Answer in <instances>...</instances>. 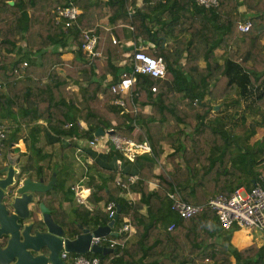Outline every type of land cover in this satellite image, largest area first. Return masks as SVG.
<instances>
[{
    "label": "trees",
    "instance_id": "1",
    "mask_svg": "<svg viewBox=\"0 0 264 264\" xmlns=\"http://www.w3.org/2000/svg\"><path fill=\"white\" fill-rule=\"evenodd\" d=\"M67 6L80 13L64 27L55 16L57 7ZM244 21L251 23L246 32L238 28ZM85 30L97 36L96 54L83 52ZM127 40L137 51L161 58L166 71L163 79L135 73L132 88L122 94L111 86L132 73ZM67 51L70 60L63 58ZM233 95L250 96V116L260 114L264 122V0H218L209 8L195 0H0V125L8 128L2 150L12 151L11 144L22 138L27 152L16 150L26 155L24 169L36 176L47 159L57 184L40 193L39 202L69 238L107 225L104 207L117 203L114 228L129 222L136 240L122 232L114 236L116 251L87 254L100 264H264V242L238 248L232 243L237 227L224 230L211 208L181 218L169 198L172 193L202 204L242 187L249 191L258 180L264 146L248 145L227 131L242 126L249 138L258 121L246 123L244 113L231 112L227 119L239 123H228L215 110L236 104ZM23 127L27 138L20 136ZM98 128L103 138L112 129L113 135L149 145V152L130 160L106 139L111 157L136 165L130 190L137 201L115 185L117 176L127 180L130 169L98 163V146L89 143ZM43 129L59 143L49 153L37 146ZM163 146L170 151L164 154ZM243 172L250 174L247 182L240 180ZM83 178L91 192L79 203L70 185Z\"/></svg>",
    "mask_w": 264,
    "mask_h": 264
},
{
    "label": "built area",
    "instance_id": "2",
    "mask_svg": "<svg viewBox=\"0 0 264 264\" xmlns=\"http://www.w3.org/2000/svg\"><path fill=\"white\" fill-rule=\"evenodd\" d=\"M195 2L209 8L218 5V0H195ZM80 13V10L74 6L57 7L55 21L57 24L62 23L64 27L72 25ZM251 23L244 21L239 23L238 28L242 32H246L250 29ZM85 39L82 44L83 52L86 54H96L94 47L97 41V36L91 30H85L82 32ZM114 41V40H113ZM141 48V47H138ZM136 46L133 47V62L132 73L129 76H122L116 84L111 86L113 92H120L122 94L128 93L132 88V85L136 81L135 73L149 74L155 78L163 79L166 71L165 63L161 58L152 57L146 53L136 50ZM153 91L154 87L151 88ZM115 104L123 105L121 99L114 100ZM6 126L0 125V151L3 149L6 139ZM112 129H108L107 132ZM94 140L90 141L91 146H98L97 141L105 137V134L96 136ZM100 137V138H99ZM110 139L114 143L116 148L124 151V155L128 156L131 160L135 154H141L149 152L150 147L147 143H135L130 140L124 139L118 144L117 136H110ZM123 144V147H121ZM18 143H12L11 148H19ZM126 181L121 179L115 180V185L126 190L129 195V199L134 201L131 196V185L137 181L136 175H128ZM82 186H72L71 190L74 192V196L77 202L83 203L86 200L87 195H81L85 192V189L80 188ZM171 199V208L181 218L190 217L196 213L202 212L205 208H211L217 215L218 221L224 230L237 227L240 229L257 230L264 234V160L262 161V169L256 180L254 186L249 190L238 189L231 193L229 196L216 195L202 204H192L182 201L176 194H169ZM107 212L108 218L111 220L116 214H118V205L114 200H110L104 207ZM174 227V223L169 224L168 230ZM91 235L89 248L84 254L68 252L62 249L59 252V256L65 264H100V258L97 256H87L91 252V246L93 244L100 245L101 247H107L114 249L118 244L117 239L114 237L122 232L132 233L129 222H124L117 229L114 225L108 233L102 235H93L92 230L88 229ZM128 235V236H129ZM77 235L70 239H75ZM128 239V237H127Z\"/></svg>",
    "mask_w": 264,
    "mask_h": 264
},
{
    "label": "water",
    "instance_id": "3",
    "mask_svg": "<svg viewBox=\"0 0 264 264\" xmlns=\"http://www.w3.org/2000/svg\"><path fill=\"white\" fill-rule=\"evenodd\" d=\"M103 133L104 131L98 128L95 135L99 136ZM112 133L113 130L108 132V134ZM13 163L14 160H11L9 164L12 168ZM14 173H18L15 168L5 178H0V239L6 238V244L3 246L0 244V264H65L59 256L62 249L79 254L87 252L91 238L88 228H83L75 239H70L64 235L63 228L52 220L43 203H40L39 209L43 213L41 219L47 228L46 231L35 229L31 233V223L17 222L29 217L30 208L37 196L35 194L51 189L56 177L53 175L47 183H44L43 175H39L37 180L27 176L14 182ZM10 187L15 188L10 189ZM116 219L117 214L107 225L92 230V234L108 233ZM43 248L49 253H43ZM34 251L37 253L34 254ZM114 251L116 249L97 244L91 246V252L95 254L105 255Z\"/></svg>",
    "mask_w": 264,
    "mask_h": 264
},
{
    "label": "crops",
    "instance_id": "4",
    "mask_svg": "<svg viewBox=\"0 0 264 264\" xmlns=\"http://www.w3.org/2000/svg\"><path fill=\"white\" fill-rule=\"evenodd\" d=\"M254 37V36H253ZM126 45H127V47H128V49H130L126 54L127 55H130V57H132L133 56V50H132V48H133V46H134V43L131 41V40H127L126 41ZM131 53H132V55H131ZM219 54H221V51H217V55H219ZM63 58L64 59H66V60H70L71 58H72V53L71 52H69V51H67V52H65L64 54H63ZM129 60H130V58H129ZM230 99V98H229ZM228 99V100H229ZM232 99H234V101H237V102H235L236 104H233V105H229V106H218L217 105V108L216 109H221V112H223L222 114H225L226 115V121L228 122V123H230V121L231 122H238V121H236V120H233V119H231L230 121L227 119V117L228 116H234V114H232V115H229V113H233V112H235V113H244L246 116H247V119H246V123H249L250 121H251V119H256L257 121H258V125L255 127V130L253 131L254 133L249 137V138H247L246 136H245V134L246 133H248V130L247 129H245V128H242V126H239V127H236V128H234V127H228L227 128V131L228 132H231L232 133V135H234V137H238V138H241L242 140H240V141H245V143L246 144H248V145H255V144H259V145H263L264 146V122H262V117H261V115L260 114H257V115H253L254 117H251L250 116V113H249V110H250V108H249V106H251L252 105V102H251V99H250V96H247V95H245V96H243V97H241L240 96V98H239V96H236V95H233V97H232ZM237 99V100H236ZM250 102V103H249ZM228 103H229V101H228ZM215 109V110H216ZM239 114H237V116L239 115ZM241 119V118H240ZM239 119V120H240ZM239 123V122H238ZM241 125V124H240ZM41 133V135H43V137L45 136V137H47L46 138V140H47V142L48 143H50L51 145H55V147H56V145H58L59 143H57L56 141V139L54 138V135L52 134V133H49V132H46V129H43V131H41L40 132ZM40 133H39V138H41V135H40ZM111 135H113V133L112 134H110V135H108V137H106V138H103V140L101 139L99 142H98V150H99V152H100V154H99V157H98V163L101 165V166H103V167H105V168H111V169H115V168H118V167H120V169H121V171L122 170H125V169H130L131 171H132V174L131 175H135V174H133V173H135V171L137 170V167H136V165H128V164H124L123 162L121 163V161H120V159H118V158H113V157H111V155H110V152H109V149L111 148L112 149V145H111V147H110V145H108V138L110 139V136ZM113 136H117L118 137V139L122 142V141H124V139H126V140H128L126 137H124L123 135H121V134H115V135H113ZM107 139V140H106ZM40 140V139H39ZM41 141V140H40ZM66 142V140H63V144ZM20 146V145H19ZM26 146V145H25ZM41 147V146H40ZM55 147H53V148H55ZM42 148V147H41ZM86 148H90L89 147V145H87V147ZM15 149H20V148H15ZM43 149V148H42ZM163 149H164V154H166V153H168L169 151H170V149H169V147H167V146H163ZM236 148L234 147V146H232V148H231V151H232V153H234L235 155H238V150H235ZM50 150V149H49ZM49 150H44L43 149V151L44 152H46V151H48V153H49ZM20 151V150H19ZM22 152V151H21ZM26 152H27V149H26ZM26 152H23V153H26ZM26 156V155H25ZM26 159V158H25ZM47 159H45L43 162H42V165H43V169H42V171L44 172V173H47L48 172V170H47V164H46V161ZM259 171H260V169H259ZM33 172V171H32ZM33 175L35 176V173H33ZM130 175V174H129ZM239 177H240V180L242 181V182H247L249 179H251V177H250V174H248V173H240V175H239ZM85 178H83L82 179V181L84 180ZM118 179H120V176H117L116 177V180H118ZM156 182H157V179L155 178V179H152V180H150V185L151 186H154L155 184H156ZM76 185H78V186H82V187H85L86 189H90V192H91V188L90 187H88L87 186V184H85L84 183V186L83 185H80V184H76ZM76 185H72V186H76ZM71 186V185H70ZM71 186V187H72ZM241 189H243L244 190V188L242 187ZM90 194V193H89ZM88 196L89 195H87L86 196V200L85 201H87V198H88ZM131 196H132V198L134 199V200H138V196H137V194L135 193V192H132L131 193ZM63 204V206H64V208H68L69 206H68V203L67 202H64V203H62ZM238 233V232H237ZM235 233H233V236H232V243H233V245L234 246H236V247H238V248H240V247H243V246H246L247 244H249L252 240H255V241H257V242H259V243H263L264 242V240L262 239V237H259V235H256V236H252L251 237V235L250 234H248V233H246V231L245 232H240V233H238V234H236V235H234ZM258 234H260L261 235V233H258ZM258 236V237H257ZM244 238H246V239H244ZM128 239L130 240V241H135L136 240V236H135V234L132 232L129 236H128Z\"/></svg>",
    "mask_w": 264,
    "mask_h": 264
},
{
    "label": "flooded vegetation",
    "instance_id": "5",
    "mask_svg": "<svg viewBox=\"0 0 264 264\" xmlns=\"http://www.w3.org/2000/svg\"><path fill=\"white\" fill-rule=\"evenodd\" d=\"M0 155H1L0 159L3 160L2 164H0V178H5L6 175L9 174V172L11 173L13 171V168L17 169V172H18V173H14V175H13V178H14L13 181L14 182H17L19 178H25L27 176H31L33 178L34 175H33L32 171L25 170L24 166L22 164L18 166L19 159H20V155L19 154L17 155L15 153H10V151H6L4 149V150L0 151ZM11 160H14V163L12 165L13 168L9 166ZM42 175L43 176L45 175L47 177V179H48L47 182H49V180L53 176V175H50V173H48V172L47 173L42 172ZM33 179L37 180L38 176L35 175ZM47 182H44V183H47ZM56 184H57V181L55 180V183L52 185V188L56 187ZM12 188H15V187H10V189H12ZM11 194H12V192H11ZM44 194H45V192H44ZM35 195H37V196H35L34 204L30 208L31 210H30L29 217L27 219H24L23 221L22 220H18L17 221L19 223H28V224L31 223V225H32L31 226V230H30L31 233H33L35 229H39L41 231H46L47 230L46 226L43 223V220L41 219L43 213L40 212V209L37 211V207L39 208L40 203H42V202H39V200L41 198V196H40L41 194L39 193V194H35ZM48 212H49V214L51 216V213H50L49 209H48ZM34 214L36 215V219L34 218ZM51 218H52V216H51ZM52 220H53V218H52ZM0 244L2 246L5 245L6 244V238L0 239Z\"/></svg>",
    "mask_w": 264,
    "mask_h": 264
},
{
    "label": "rangeland",
    "instance_id": "6",
    "mask_svg": "<svg viewBox=\"0 0 264 264\" xmlns=\"http://www.w3.org/2000/svg\"><path fill=\"white\" fill-rule=\"evenodd\" d=\"M250 103V102H249ZM8 126V125H7ZM9 126H12L11 124H9ZM10 128V127H9ZM8 129V128H7ZM10 130H11V128H10ZM28 134H29V129H28V127H23V130H22V133H20V136L21 137H25V138H27L26 136H28ZM41 135V134H40ZM41 141H40V140ZM38 139V142H37V146H41L44 150H49V149H51L52 147H55V145H51L50 143H48L47 142V140H46V137L44 136L43 137V135H41V138H39ZM17 143H18V146L20 145V151H22V152H26V146H25V142H24V140L21 138V139H19L18 141H17ZM120 143H121V141H118V144L120 145ZM122 146L121 147H123V144H121ZM57 146V145H56ZM10 153H15V154H19L18 152H17V150L16 149H13L12 151H10ZM46 153H48V151H46ZM14 155V154H13ZM0 157H1V155H0ZM26 158V156L24 155H20V159H19V163H18V166L19 165H24V161L26 160L25 159ZM2 162H3V160L2 159H0V164H2ZM76 165V169H78V170H80L81 169V165H80V163H76L75 164ZM33 178H34V176H33ZM84 181H86V178L83 180V181H80L79 180V182L77 181H75L74 183H72L71 184V186L72 185H76V184H80V185H83L84 186ZM80 188H83V189H85V191H87V192H84L83 194H81V195H89V193H90V189H86L85 187H80ZM75 197V196H74ZM75 200H77L76 198H75ZM64 207V206H63ZM64 209H66V208H64ZM71 213L69 212V216L71 217V215H70ZM245 232L246 231V233H248V234H250L251 235V237L253 236H256V235H259V237H262V239L264 240V236L263 235H260V234H258L259 232L257 231V230H247V229H240V228H237L233 233H235L234 235H236V234H238V233H240V232ZM238 232V233H237ZM64 235L66 236V233H64ZM258 237V236H257ZM244 239H246V238H244ZM235 245V244H234ZM43 253H46V254H48L49 253V251H47V249H45V248H43ZM34 254H36L37 252L36 251H34L33 252Z\"/></svg>",
    "mask_w": 264,
    "mask_h": 264
},
{
    "label": "bare ground",
    "instance_id": "7",
    "mask_svg": "<svg viewBox=\"0 0 264 264\" xmlns=\"http://www.w3.org/2000/svg\"><path fill=\"white\" fill-rule=\"evenodd\" d=\"M85 192H87V191H85Z\"/></svg>",
    "mask_w": 264,
    "mask_h": 264
},
{
    "label": "clouds",
    "instance_id": "8",
    "mask_svg": "<svg viewBox=\"0 0 264 264\" xmlns=\"http://www.w3.org/2000/svg\"><path fill=\"white\" fill-rule=\"evenodd\" d=\"M75 195V194H74Z\"/></svg>",
    "mask_w": 264,
    "mask_h": 264
}]
</instances>
